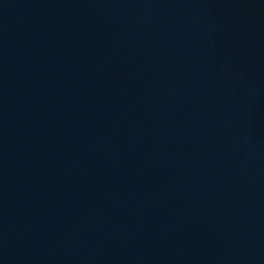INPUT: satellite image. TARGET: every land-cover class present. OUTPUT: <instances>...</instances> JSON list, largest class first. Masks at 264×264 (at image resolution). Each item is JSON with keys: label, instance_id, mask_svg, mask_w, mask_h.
I'll return each mask as SVG.
<instances>
[{"label": "water", "instance_id": "obj_1", "mask_svg": "<svg viewBox=\"0 0 264 264\" xmlns=\"http://www.w3.org/2000/svg\"><path fill=\"white\" fill-rule=\"evenodd\" d=\"M0 264H264V0H0Z\"/></svg>", "mask_w": 264, "mask_h": 264}]
</instances>
